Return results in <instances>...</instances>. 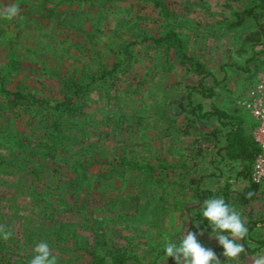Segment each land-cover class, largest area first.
<instances>
[{"label": "rangeland", "instance_id": "1", "mask_svg": "<svg viewBox=\"0 0 264 264\" xmlns=\"http://www.w3.org/2000/svg\"><path fill=\"white\" fill-rule=\"evenodd\" d=\"M71 2L0 0V7H20L12 20L0 19V224L13 232L0 240V264H30L42 241L58 264H113L116 248L133 256L127 264H175L163 248L167 239L179 242L186 235L196 201L186 191L176 194L171 181H152L161 175L164 128L173 134L177 129L172 104L191 78L190 62L206 50L211 3ZM165 31L179 36L181 50L151 40ZM129 42L132 57L126 59ZM99 67L112 71L84 75ZM63 75L87 88L73 96L70 106L78 104V111L61 113L67 124L59 133L50 126L52 112L59 111L44 103L12 105L4 93L31 92L52 105L62 100ZM155 192L166 200L151 214ZM250 206L238 210L245 222L264 220V198L258 195ZM201 231L193 232L222 264H237ZM251 234L264 236L262 223Z\"/></svg>", "mask_w": 264, "mask_h": 264}, {"label": "crops", "instance_id": "2", "mask_svg": "<svg viewBox=\"0 0 264 264\" xmlns=\"http://www.w3.org/2000/svg\"><path fill=\"white\" fill-rule=\"evenodd\" d=\"M209 2V23L213 24L206 31L205 52L200 51L202 55L194 59L200 65L199 71L192 69L191 61V78L185 80L184 91L178 92L172 104L177 129L174 134L165 131L161 135L165 140L159 164L161 176L165 183H173L171 186L178 189L176 194L186 191L196 201L190 206L194 210L190 217L197 209L202 210L205 199L223 197L226 190L231 206L239 211L251 209L250 203L240 205L236 199L250 180L251 168L244 178V162L240 157L228 156L227 144L233 132L252 139L254 119L237 102L247 96L256 76L264 74V36L257 42L245 41L246 33L257 28V21L244 17L237 26L227 28L230 21L236 20L235 12H242L254 1ZM202 191L209 193L200 201ZM257 198L256 193L251 202Z\"/></svg>", "mask_w": 264, "mask_h": 264}, {"label": "trees", "instance_id": "3", "mask_svg": "<svg viewBox=\"0 0 264 264\" xmlns=\"http://www.w3.org/2000/svg\"><path fill=\"white\" fill-rule=\"evenodd\" d=\"M68 2L69 4L67 5V7H70L72 2L71 0H68ZM252 2L253 3L250 6L244 8L242 12L240 13L235 12L234 17L236 18V20L230 21L227 27L228 29L229 28L231 29L234 26H237L241 22V20H243L244 17H250V16L253 17L257 21V28L246 33L245 41L247 43L260 41L261 37L264 36V0H252ZM161 9H164V8L161 7ZM73 14L76 15V12L73 11L69 15L72 16ZM97 30H99V28ZM151 40H153V42L157 44L167 45L168 47L174 46L177 48V50H181V47H182L179 36L175 32H172V31H165L161 35L151 38ZM130 44L131 42L125 45L126 51L128 53L126 59L132 57L131 49H129ZM118 63L119 61H116L115 65H113V68L118 66ZM191 63H192L191 64L192 69L199 71L198 69L200 66L199 63L194 60H192ZM110 71L112 70H106L103 67H99L98 71L93 72L91 74L85 69L84 75H94V73L100 72L99 77H105L107 72L110 73ZM60 81L62 82V87H61L62 100L56 101L55 104H52V105L50 104V102L48 103L46 100H43L42 98H37L31 92L30 93L20 92V91L9 92V90L8 91L4 90V93L5 95H7V97L12 96V100L9 97L10 104L12 105L18 103L19 106H22V107L24 106L25 109H28L29 107H32V106H35L38 108L40 104L44 103V104H47L45 109H49L51 111H54V110L59 111L58 114H56L55 112H52L54 115V120H53V123L50 125L52 130L54 131L56 130V133H59L62 129L66 128V124H67L66 119H64L61 116V113L63 111L69 112L70 110H73L74 112L78 111L79 109L78 104L74 103L72 104V106H70L71 103H73L74 101L73 96H78L79 94L83 93L87 88L85 84H83L81 81L77 82L76 80L72 78V76L63 75L60 78ZM172 123H174V120L172 121ZM168 130H169V126L164 128V132L165 131L167 132ZM47 137L48 139L51 140L52 138L51 131L48 132ZM39 144L45 145L46 143H39ZM257 151H258V148L252 139L249 140L248 138L241 137V135H238L236 132H233L232 134H230L229 139H228V144H227V153H228V156L230 157H240L243 160L244 169H245L244 178L246 177L248 168H251L252 162L254 160V157ZM121 160L123 163H126L124 159H121ZM74 172L77 173L75 170ZM84 176L86 178L85 172L81 171L77 173V178L81 180H83ZM141 179H142V183H144L145 177ZM151 179L152 177L148 178V183L151 181ZM163 181H164V178L160 175L159 177H155V179H153L152 182L153 184H156V183L161 184ZM94 182L96 184L102 183L101 180L99 179H96V180L94 179ZM257 189H258L257 185L253 184L250 180H248L247 184L243 187L242 191L239 192L238 198H236L238 199L239 204L245 205V204L250 203L253 200V198L256 196ZM208 193H206V191H202L201 192L202 195L199 197V200L202 201L207 196ZM248 193H253V195L249 197ZM222 194H223L222 198L225 200L226 203L229 204L231 197L229 196L228 191L227 190L223 191ZM164 200L166 199L163 198V193L158 192L157 194L155 192V199L152 200L153 206L150 208L149 212L151 214L155 213L157 203L158 205H161ZM144 211L145 210H142V212ZM261 223L264 226V220L258 221V220H252V218H250L249 220L246 221V226L248 227L249 232L245 240L241 241V243L244 244V247L246 249V253H242L240 257V262L243 264L249 260V257L255 255L257 252H264V236L259 237V238H254L252 237V234H251L255 228L260 227ZM198 229L206 233H211V227L208 221L201 216V208H199V210L197 209L194 215L188 218L186 231L193 232ZM214 242H215L214 244L216 246L217 251H219V253L222 252L223 251L222 247L218 245L216 240ZM112 252H113L112 253L113 264L114 263L115 264H127L130 261V257H133L128 250H125L122 248H116V250ZM131 261H134V260L131 259Z\"/></svg>", "mask_w": 264, "mask_h": 264}, {"label": "clouds", "instance_id": "4", "mask_svg": "<svg viewBox=\"0 0 264 264\" xmlns=\"http://www.w3.org/2000/svg\"><path fill=\"white\" fill-rule=\"evenodd\" d=\"M20 13L16 3L0 7V19L12 20ZM253 193H248L251 197ZM201 216L211 227V235L222 247L223 255L229 261L239 264L242 253H246L241 241L248 236V227L240 212L225 202L222 197H210L203 201ZM13 235L12 230L0 224V240L7 241ZM197 233L187 231L179 242L167 239L163 251L165 257H171L175 264H222L217 253L211 247H205L197 239ZM199 235H203L201 231ZM30 264H58L47 242L42 241L33 248ZM247 256V255H245ZM249 257V256H248ZM250 264H264V252H257L249 257Z\"/></svg>", "mask_w": 264, "mask_h": 264}, {"label": "built area", "instance_id": "5", "mask_svg": "<svg viewBox=\"0 0 264 264\" xmlns=\"http://www.w3.org/2000/svg\"><path fill=\"white\" fill-rule=\"evenodd\" d=\"M237 103L248 111L255 122L252 140L258 151L251 165L249 179L257 185V195L264 198V74L256 76L247 96Z\"/></svg>", "mask_w": 264, "mask_h": 264}]
</instances>
